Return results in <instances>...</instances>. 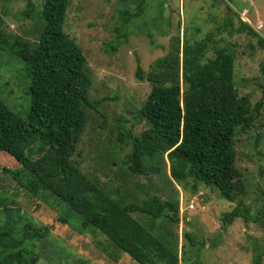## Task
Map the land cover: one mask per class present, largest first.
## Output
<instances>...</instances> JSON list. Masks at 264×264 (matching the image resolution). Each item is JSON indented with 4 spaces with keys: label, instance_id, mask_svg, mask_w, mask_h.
Masks as SVG:
<instances>
[{
    "label": "rangeland",
    "instance_id": "obj_1",
    "mask_svg": "<svg viewBox=\"0 0 264 264\" xmlns=\"http://www.w3.org/2000/svg\"><path fill=\"white\" fill-rule=\"evenodd\" d=\"M31 3L33 10L25 16L27 0H0V99L23 120L30 112L31 81L18 53L27 44L38 43L45 26V0ZM140 5L144 9L138 16ZM243 23L256 35L245 30ZM260 24L263 27L257 30ZM64 32L87 58L93 79L90 98L99 111L87 110L86 129L72 161L110 196V188L118 187L121 193L131 192L140 199L143 191L164 201L176 195L175 188L159 175L129 174L125 164L131 154L128 133L140 136L149 128L138 118L137 109L146 101L151 84L137 79V67L147 73L179 37L201 41L213 34L215 46L234 51L238 93L258 110L254 126L235 138V167L242 175L236 200L222 199L213 187L192 193L178 186L179 207H191L186 213L192 223L185 226V214L180 212L179 227L167 222L159 231L170 229V236L178 237L180 256L182 245L189 246L183 240L184 231L196 234L199 243L205 244L204 248L187 247L180 264H255L257 254L264 264V46L260 42L264 0H71ZM207 56L212 58L213 52ZM8 157L0 152V227L9 230L15 242L26 229L28 233L47 226L51 230L43 241L26 236L28 261L37 256V264H137L95 229L79 232L80 218L56 204L50 193L35 198L26 192L21 184L27 187L31 175ZM20 171L21 176H14ZM240 202L248 207L250 220L238 219L225 230L223 216ZM60 217L67 218L68 225L58 223ZM136 217L148 225L147 219Z\"/></svg>",
    "mask_w": 264,
    "mask_h": 264
},
{
    "label": "trees",
    "instance_id": "obj_2",
    "mask_svg": "<svg viewBox=\"0 0 264 264\" xmlns=\"http://www.w3.org/2000/svg\"><path fill=\"white\" fill-rule=\"evenodd\" d=\"M27 1L25 16L33 10L32 0ZM70 3L45 0L40 41L27 44L18 53L31 81V107L23 120L0 99V152H6L31 175L27 187L20 183L26 192L35 198L50 193L56 204L65 205L80 218L79 232L95 229L137 264H180L187 247L204 248L205 244L199 243L196 234L182 231L189 246L182 245L180 256L178 237H171L170 229L159 231L162 224L179 227L182 221L176 187L192 193L213 187L222 199L235 202L242 178L235 167V138L239 132L249 131L257 119L258 110L238 93L234 51L215 46L213 34L201 41L188 37L181 41L179 37L147 73L137 67V79L151 84L146 101L137 109L138 118L149 128L140 136L128 133L131 154L125 164L129 174L159 175L175 188L176 195L174 200L164 201L143 191L140 199L131 192L121 193L118 187L108 191L114 199L72 161L86 129L87 110L99 111L90 98L93 79L87 58L64 32ZM143 9L140 5L138 16ZM242 26L255 34L250 26ZM260 42L264 46V39ZM210 51L212 58L207 56ZM137 215L147 219L148 225ZM249 215L248 207L240 202L223 216V228L238 219L250 220ZM183 218L184 225L190 226L187 213ZM58 220L68 225L67 218ZM31 231L24 230L22 239L15 242L13 234L0 227V264H37V256L28 261L26 236L43 241L51 230L47 226ZM255 264H263L258 254Z\"/></svg>",
    "mask_w": 264,
    "mask_h": 264
},
{
    "label": "built area",
    "instance_id": "obj_3",
    "mask_svg": "<svg viewBox=\"0 0 264 264\" xmlns=\"http://www.w3.org/2000/svg\"><path fill=\"white\" fill-rule=\"evenodd\" d=\"M257 28H258V29H261V28H262V25H258ZM188 208H189V207L185 208V210H184L183 207H180V212H182V213H181V216H183L184 214H186V211L188 210ZM190 208H191V207H190ZM190 208H189V209H190ZM184 211H185V213H184ZM182 223H183V222H182Z\"/></svg>",
    "mask_w": 264,
    "mask_h": 264
},
{
    "label": "clouds",
    "instance_id": "obj_4",
    "mask_svg": "<svg viewBox=\"0 0 264 264\" xmlns=\"http://www.w3.org/2000/svg\"><path fill=\"white\" fill-rule=\"evenodd\" d=\"M260 25H261V24H260ZM257 26H258V25H257ZM262 27H263V26H262ZM261 29H262V28H261ZM261 29H258V28H257V30H261ZM186 212H188V211H186Z\"/></svg>",
    "mask_w": 264,
    "mask_h": 264
}]
</instances>
